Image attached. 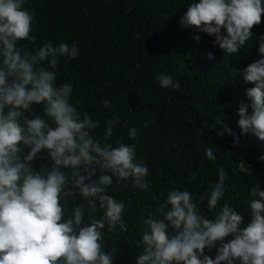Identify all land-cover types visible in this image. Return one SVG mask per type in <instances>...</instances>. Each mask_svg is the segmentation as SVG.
Instances as JSON below:
<instances>
[{"label":"clouds","instance_id":"1","mask_svg":"<svg viewBox=\"0 0 264 264\" xmlns=\"http://www.w3.org/2000/svg\"><path fill=\"white\" fill-rule=\"evenodd\" d=\"M26 4L0 0V264H121L102 243L105 228L115 232L125 226L126 204L109 188L115 179L147 190L149 167L137 158L135 144L108 142L118 115L106 122L102 141L94 131L100 122L81 116L71 102L73 84L58 83L61 60H76L78 44L48 41L31 52L18 47L36 39L30 34L35 13ZM262 15L264 0H190L179 24L214 37V46L229 55L224 63L238 105L232 122L241 137L260 148L264 162V36L246 45ZM243 47L239 56L232 55ZM194 52L197 59L203 55ZM156 83L162 89L181 87L164 73ZM103 106L110 109L111 101L105 99ZM225 133L233 137V147L240 144L229 127L218 135ZM137 134L129 129L132 139ZM205 156L216 159L211 147ZM237 166L252 172L244 159ZM218 173L211 191L198 198L181 188L167 192L160 215L143 222L136 264H264V184L251 187L239 206H221L228 173L222 167ZM79 194L83 199L74 204ZM67 199L74 202L70 212ZM204 202L215 210L214 218L201 212ZM213 249L214 258L206 254Z\"/></svg>","mask_w":264,"mask_h":264},{"label":"trees","instance_id":"2","mask_svg":"<svg viewBox=\"0 0 264 264\" xmlns=\"http://www.w3.org/2000/svg\"><path fill=\"white\" fill-rule=\"evenodd\" d=\"M189 2L27 0L26 7L35 13L30 34L36 39L22 40L18 47L31 52L48 41L78 44L81 54L76 60H61L58 83L73 84L71 102L81 116L91 115L100 122L94 131L102 141L106 122L118 115L119 123L108 142L114 146L135 144L137 158L149 167L147 190L133 187L131 180L117 184L115 179L109 188L110 195L126 204L125 226L115 232L105 228L102 243L121 264H136L143 250V222L160 215L170 189H185L198 198L211 191L222 167L228 177L220 205L232 207L250 197L251 187L264 184V162L257 154L260 148L241 137L232 122L233 108L238 105L229 65L224 63L229 55L214 46V37L191 33L179 24ZM252 32L247 46L264 36V15ZM195 49L203 50L198 59ZM244 49L232 55L239 56ZM210 52L212 60L208 59ZM160 73L172 75L180 89L158 87L156 76ZM105 99L111 101L110 109L103 106ZM227 127L239 136L238 146L233 147V137L227 133L218 135ZM131 128L138 131L135 139L129 136ZM208 147L216 159L205 156ZM243 159L252 172L239 170L237 164ZM99 174L97 169L93 179ZM82 199L80 194L75 203L67 199L66 210L70 212ZM200 209L206 217L214 218L215 210L207 208L206 202ZM101 214L98 212L97 218ZM85 223H90L87 217ZM206 254L214 258L216 250H206Z\"/></svg>","mask_w":264,"mask_h":264}]
</instances>
